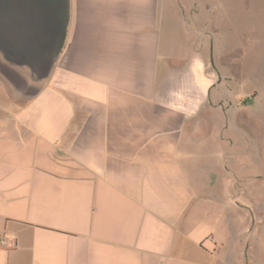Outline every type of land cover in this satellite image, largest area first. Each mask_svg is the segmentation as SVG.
Listing matches in <instances>:
<instances>
[{
  "label": "crops",
  "instance_id": "0c3cea01",
  "mask_svg": "<svg viewBox=\"0 0 264 264\" xmlns=\"http://www.w3.org/2000/svg\"><path fill=\"white\" fill-rule=\"evenodd\" d=\"M186 6L0 0V264H264V181Z\"/></svg>",
  "mask_w": 264,
  "mask_h": 264
},
{
  "label": "rangeland",
  "instance_id": "374dc122",
  "mask_svg": "<svg viewBox=\"0 0 264 264\" xmlns=\"http://www.w3.org/2000/svg\"><path fill=\"white\" fill-rule=\"evenodd\" d=\"M184 3L188 4L189 25L208 33L202 34L206 37L207 66L214 74L219 73L217 78L214 75L215 80H226L229 98L225 101H230L231 106L224 101L221 109L236 120L231 150L236 154L239 177L250 180L258 177L263 182L264 0H184ZM172 34L177 41L183 37L177 29ZM188 39H182L187 51L193 48ZM262 186L264 191V182Z\"/></svg>",
  "mask_w": 264,
  "mask_h": 264
}]
</instances>
